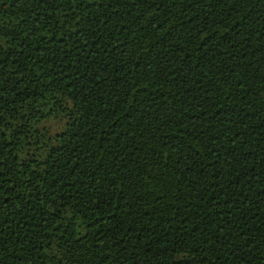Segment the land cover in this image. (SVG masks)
Segmentation results:
<instances>
[{
  "label": "trees",
  "instance_id": "1",
  "mask_svg": "<svg viewBox=\"0 0 264 264\" xmlns=\"http://www.w3.org/2000/svg\"><path fill=\"white\" fill-rule=\"evenodd\" d=\"M0 264H264V0H0Z\"/></svg>",
  "mask_w": 264,
  "mask_h": 264
}]
</instances>
